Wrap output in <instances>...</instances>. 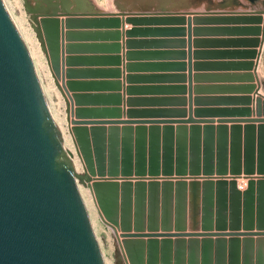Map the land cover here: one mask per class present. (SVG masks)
Listing matches in <instances>:
<instances>
[{
  "label": "water",
  "instance_id": "1",
  "mask_svg": "<svg viewBox=\"0 0 264 264\" xmlns=\"http://www.w3.org/2000/svg\"><path fill=\"white\" fill-rule=\"evenodd\" d=\"M43 1L47 7L35 12L39 19L34 15V29L52 83L63 99L66 131L81 173L73 171L69 166L70 156L60 149L32 66L0 0V264H103L78 185L88 190L100 217L107 216L105 207L117 214L120 209L123 214L134 192L140 208L148 202L151 216L156 215L160 205L167 223L173 205L177 208L178 223L185 221L186 207L190 223L199 217L204 223L223 222L224 215L217 212L213 218L211 210L215 204H224L226 185L237 198L234 181L200 182L195 174L207 175L200 178L227 171L232 175L264 174V97L253 98L256 117L248 119L189 116L176 121H83L81 117L91 112L73 108L77 98L69 95L65 87L66 84L70 88L71 83H64L61 55L63 37L68 40L79 33H64L63 27L118 28L124 23L136 26L184 22L189 26L191 21L224 22L233 24L229 30L238 32V36H255L244 40L255 48L262 41L258 36L264 26V11L193 13L183 18L144 12L102 13L92 10L86 0H81L75 8L69 7L68 0H59L60 9L52 0ZM144 31L128 29L125 35ZM110 33L119 36L118 32ZM247 53L252 59L258 56L255 49ZM247 65L252 69L254 62ZM244 100L245 105H250L251 98ZM249 113L248 107L213 111L216 116L230 117H247ZM111 114L117 118L119 111ZM136 114L143 112L127 111L128 116ZM213 122L218 125L212 126ZM227 122L244 125H221ZM173 123L177 125L171 126ZM186 123L204 125H182ZM87 124L88 128L84 126ZM186 172L192 176L184 177ZM172 173L177 175L175 183L168 179ZM158 174L163 176L161 182L157 181ZM131 178L134 183L130 182ZM183 178L192 180L184 182ZM143 179L148 182L144 183ZM258 184L264 188L263 179ZM251 190L252 182H248L246 193ZM112 219L108 220L114 223ZM182 227L174 232L151 229L120 233L124 238L121 249L125 263L198 264L200 259V264H211L213 254L216 264H240L243 256L251 263L253 244H249V238L252 236H256L254 243L259 247L257 259L263 252L260 246L264 244V231H226L220 227L212 231L207 224L200 231L193 225L188 226V231H182Z\"/></svg>",
  "mask_w": 264,
  "mask_h": 264
},
{
  "label": "crops",
  "instance_id": "2",
  "mask_svg": "<svg viewBox=\"0 0 264 264\" xmlns=\"http://www.w3.org/2000/svg\"><path fill=\"white\" fill-rule=\"evenodd\" d=\"M257 9L246 0H237L235 5L216 10L171 9L140 13L173 14L186 18L193 13L246 14ZM232 27L234 25L231 23L210 21H191L189 26L185 22L136 26L124 23L118 28L75 25L67 29L64 25V33H79L68 40L63 37L61 48L64 83H71L70 88L66 84L65 87L69 95L77 98L73 101V108L91 112L81 117L83 121H176L189 116L214 120L219 117L255 118L252 100L256 96L264 97V91L258 86L264 79L261 69L264 62V31L261 47L252 48L244 40L255 36H238V32L229 30ZM128 29L145 31L126 36ZM110 32H118L119 36L116 38ZM252 49L260 52L258 59L250 58L247 51ZM252 62L254 66L251 69L247 63ZM249 86H255V89ZM246 97L251 98L250 105H245ZM246 107L250 109L247 117L213 114L215 110ZM61 108H64L63 102ZM115 110L119 111L117 118L111 114ZM127 111L143 114L128 116ZM259 115L262 113L259 112ZM232 124L244 125L230 122L221 125ZM142 125L148 127L152 124ZM162 125L157 124L159 127ZM182 125L202 127L204 124ZM211 125L218 124L213 122ZM84 126L88 128L90 125ZM102 126L107 127L108 124ZM157 181L161 182L162 179Z\"/></svg>",
  "mask_w": 264,
  "mask_h": 264
},
{
  "label": "rangeland",
  "instance_id": "3",
  "mask_svg": "<svg viewBox=\"0 0 264 264\" xmlns=\"http://www.w3.org/2000/svg\"><path fill=\"white\" fill-rule=\"evenodd\" d=\"M18 1L20 7V14L23 20L28 25L33 38L36 40L42 60L46 64L44 59V53L41 51L39 45V39L37 37L38 33L34 29L36 27V22L33 19L34 15L36 16L35 12L38 11L37 9L42 7L44 8L47 7L46 2H44L43 0H18ZM52 1L54 3H57V6L59 7V0H52ZM68 1H69V7L75 8L78 7V4L81 0H68ZM236 1L237 0H86V2H88V4L91 6L92 10L99 11L102 13H117L120 11L123 12L159 11V10H171V9L216 10L222 7H226L228 5L229 6L235 5ZM241 1L242 0H240V2ZM246 1L250 5L257 6L258 11H264V0H246ZM47 9L50 10L51 6H49ZM10 11L12 13V16L14 17L19 16L14 6H11ZM262 16L264 17V15ZM57 18L59 19L61 17H57ZM36 19L38 20L39 17L36 16ZM263 31H264V26L262 27L261 36H259V39H261L262 41H263ZM259 46L261 47V45ZM259 53L260 52H258L257 55H259ZM261 69L263 70V76H264V62ZM258 86L261 87L262 90L264 91V79H262L261 84H259ZM52 87L53 90H50V92H47L42 95L43 99L45 101L50 118H52V115L54 113V107H55L54 105L58 103L56 106H58L57 109H59L61 112V117L64 120L65 123L64 126L66 128L65 113L63 110L64 108L63 109L61 108V103L63 102V99L59 94L57 88L53 86V83H52ZM51 121L53 120L51 119ZM66 134L70 135L68 134L67 131ZM71 147H72L71 150L74 152L73 145ZM74 158L76 160V163L79 162L75 153H74ZM170 175L173 176L175 174L172 173ZM183 176L189 177L192 175L186 172L183 174ZM195 176H199V178H196V180L200 182L206 179L211 180L213 182L221 180L229 183L230 181H234L236 185V190L238 192L237 198H234L233 193L230 190L229 186L226 185L223 191L225 197L224 204L221 206H217L215 204L211 210V213H213V218L215 217L217 212L218 213L221 212L222 213L221 215L222 216L224 215L223 222L211 221L209 223L208 222L204 223L203 221H200V217H199L198 221L190 223L188 222V207H186L184 212L185 221L183 223H178L176 221L177 208H174L173 205V207L171 208V214L169 212L170 220L167 223L163 220V212L160 205L158 206L156 215L151 216L149 214L148 202L145 201L143 207L141 205L140 208V205L137 204V200L134 196V192L131 193V197L129 199L127 209L123 211V214L120 211V209H118V214H117V212L115 213L114 210L109 211L107 207H105V212L107 213V216L101 214L100 217L99 214L97 213V208L94 205L92 201V197L90 196L88 190L82 187L81 185H78L80 196L82 197V201L84 202L85 205L84 206L85 211L99 249L102 263L126 264L121 249V241L124 238L120 236V233H124V232L149 231L151 229H153L151 231L174 232L180 230L178 229L180 226L181 227L183 226L181 229L182 231H188L189 225H193L194 226L193 228L200 231L201 228H203V225L205 224H207L208 225L207 228H210L212 231L218 229L219 227L222 228V230H226V231L229 230L264 231V188L260 187L258 184V181H260V179L264 180V174L259 175L256 172H253L252 174L246 175L240 172L238 175H232L227 171L224 174H218L212 172L209 175L210 176L209 178H205V177L200 178L202 176H207V175H203L201 172L195 174ZM239 178H243V182L245 183L241 187H238L236 184ZM131 179L132 180H130V182L134 183L135 180L133 178ZM190 180L192 179L184 178V180L182 181L189 182ZM176 181L178 180L171 182L175 183ZM118 182H120V180H118ZM143 182L147 183L148 180L143 179ZM248 182H252V190L249 194L246 193ZM201 208L199 209V213L201 212ZM108 217L111 219L113 218L112 220L115 222L113 223L110 220H108L109 219ZM162 225L165 227V229H163ZM239 238L244 239L242 237ZM170 239L173 240L174 238L171 237ZM255 239L256 236H252L251 238H249V244L250 245L253 244L251 245L253 251L251 263L249 259L243 256V258L240 260V264H264V244L260 246V249L263 250V252H260V257H258L257 259L256 250L257 248L259 249V247L255 245L254 243ZM197 263L200 264V259H198ZM171 264H173V262ZM211 264H216V259L214 257V254L211 260Z\"/></svg>",
  "mask_w": 264,
  "mask_h": 264
},
{
  "label": "bare ground",
  "instance_id": "4",
  "mask_svg": "<svg viewBox=\"0 0 264 264\" xmlns=\"http://www.w3.org/2000/svg\"><path fill=\"white\" fill-rule=\"evenodd\" d=\"M4 3V6L6 8V11L11 19V22L17 32V35L25 49V52L27 54V57L29 59V62L32 66V69L34 71L39 89L41 91V94H45L47 92H50V90H53L52 87V79L49 77V70L47 65L42 60L38 44L36 40L33 38L32 33L30 32V29L26 22L23 20L21 14H20V7H19V1L18 0H2ZM11 6H14L16 8V12L19 14L18 17L12 16V13L10 11ZM40 80V81H39ZM54 86V85H53ZM58 102V101H57ZM54 104V103H53ZM58 104V103H57ZM56 104V105H57ZM54 105V113L52 115V124L53 127L57 133L58 141L60 145V149L63 154L70 156L69 160V166L73 169L74 172L81 173V167L80 162L76 163V160L74 158V152L71 150V140L69 135L66 134V128L63 118L61 117V112L58 108V106ZM62 106V103H61ZM53 110V109H52ZM79 166V168H78ZM79 191V187H78ZM80 195V191H79ZM81 201L82 197L80 196ZM83 206L84 202L82 201ZM85 208V207H84Z\"/></svg>",
  "mask_w": 264,
  "mask_h": 264
},
{
  "label": "built area",
  "instance_id": "5",
  "mask_svg": "<svg viewBox=\"0 0 264 264\" xmlns=\"http://www.w3.org/2000/svg\"><path fill=\"white\" fill-rule=\"evenodd\" d=\"M159 178H157L158 180L159 179H163V178H161V177H163V176H158ZM171 178L170 179H175L176 178V176H170ZM237 186L238 187H241L242 185H244L245 183L243 182V178H239V180L237 181Z\"/></svg>",
  "mask_w": 264,
  "mask_h": 264
}]
</instances>
